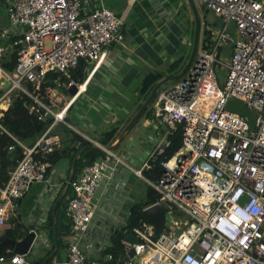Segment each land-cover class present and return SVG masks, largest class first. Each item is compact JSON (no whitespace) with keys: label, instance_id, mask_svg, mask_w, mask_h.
Instances as JSON below:
<instances>
[{"label":"built area","instance_id":"2783aa9c","mask_svg":"<svg viewBox=\"0 0 264 264\" xmlns=\"http://www.w3.org/2000/svg\"><path fill=\"white\" fill-rule=\"evenodd\" d=\"M195 1L221 19L224 28L213 52L200 51L187 73L161 89L150 106L165 128V137L182 127V147L171 159L159 160L164 154L159 148L149 154L145 169L152 168V161H159L163 169L156 182L135 171L158 194L155 204L170 207L173 231L167 224V231L156 238L152 223H144L135 230L134 244L123 241L124 264H135L130 252L139 257V264H264V0ZM86 2L90 0H0L9 22L1 38L10 41L7 47L0 46V62L9 48L17 49L15 70L7 72L0 66V91L5 92L0 96V109L7 96L23 94L33 103L27 106L31 114H37L41 122L51 120L32 147L13 138L23 157L0 187V229L11 228L17 201L34 184L51 180V164L36 156L53 153L60 146L61 138L53 131L66 125L71 105L56 112L42 93L57 73L67 77L69 90L81 89L71 79L80 61L94 64V74L111 47L124 42V19L104 6L87 14ZM229 22L235 24L238 39L225 66L216 54L229 37ZM215 65L226 67L222 87ZM231 99L255 112L254 130L244 116L227 109ZM3 115L0 110V137L9 134L1 123ZM8 149L14 151L15 146ZM103 151L104 159L85 166L67 182L68 247L64 260L54 264H103L92 259L88 250L98 207L95 196L103 180H111L124 164L113 151ZM175 210L188 220L174 219ZM35 234L36 242L39 236ZM106 259L112 261L113 255ZM6 261L28 264L26 256L19 254L0 256V263Z\"/></svg>","mask_w":264,"mask_h":264},{"label":"crops","instance_id":"0c3cea01","mask_svg":"<svg viewBox=\"0 0 264 264\" xmlns=\"http://www.w3.org/2000/svg\"><path fill=\"white\" fill-rule=\"evenodd\" d=\"M99 1L101 2V0ZM195 4L203 24L198 53L200 51L213 52L219 35L224 28L223 22L212 12H207L203 4L196 1ZM116 8H118V11L112 10L125 21L124 42L122 44L117 43L111 47L109 56L94 74H92L94 64L84 62L82 66L86 78L81 85L86 86L85 89H78V95L76 96L77 93H69L66 85L65 94L71 96H69V100L59 110L46 101V95L44 92L42 93V99L50 104L56 112L62 111L70 103L71 106H69L71 108L67 113L66 125H62L91 142L92 146L98 145L102 148L108 147L103 146V143H100L96 139L95 134L87 133L81 126L89 128L93 124L94 131H97V128L108 126L110 127L109 131L116 128L118 132L127 126L130 123L128 121H131L136 115L140 102L139 87L135 93L136 103L133 102L127 108L117 104L118 97L123 96L126 91H129L128 89L132 84L130 77L136 75L135 73L139 70V65L143 66V71H148L147 76L153 72L162 71L163 69H160V67L163 64L166 65L164 71L177 61H181L179 69L182 66L185 67L192 52L195 31V20L188 0H119ZM209 13H211V16L208 15ZM7 22L6 8L0 3V32L8 29ZM231 24L234 23L229 22L226 24V32L229 34V37L217 48L216 56L221 61L227 60L230 62L235 43L238 39L237 30L236 33L230 31ZM234 28L236 29L235 24ZM205 30L211 31L209 41L204 42L208 46L207 50L203 46V41L207 39L204 34ZM90 67L91 69H89ZM169 76L167 75L166 77ZM56 85L57 82L53 81L48 87L55 88ZM81 85L79 84V86ZM48 89L50 90V88ZM4 93V90L0 91V96L4 95ZM7 97L8 101L3 103L0 109L3 114L9 109L13 95ZM125 99L129 100V97H125ZM120 108L126 111L124 115H120ZM143 119V130L140 131V128H138L135 131L134 127L133 133L131 134L133 129L130 130L119 145V147L123 146L124 149L128 150L126 155L118 154L117 150L116 152L113 151L123 160L124 164L119 165L117 173L111 180L108 178L103 180L101 187L96 193L95 203L98 207L93 221V229L89 232V245L91 247L88 250L91 255H99V253L105 251L110 246L111 234L127 225L131 216V209L137 206L135 203L137 202L138 193L133 187L137 179L143 180L148 187H151L144 179V173L152 169H145L144 166L148 162L149 154L157 148L164 150L165 146H169L168 138L165 137V128L157 122L156 118H147L143 115L141 120ZM117 141L118 139H115L113 145ZM77 146L76 142L73 148H77ZM82 151L84 152V150ZM72 166L73 163L71 165V162L68 160H62L55 166L51 165L50 167L53 168L48 176L51 178L49 183L34 184L25 197L17 201L18 208L16 209L15 219L25 225V232L30 233L34 230L39 236V239L31 248L30 254L26 256L28 264H37V262L42 261L53 246V240L50 236V225L48 224L52 216L53 227V210L67 187V182L69 181L67 177L71 175ZM135 171H142L144 177H139ZM78 175L76 174V176ZM145 178L147 179V177ZM67 194L61 203L64 199L67 200ZM146 199L141 202V205L144 204ZM65 204L68 205V200ZM66 208L62 212L59 211V216L57 217V225L61 221V223L59 222V226L63 225V223L66 224ZM180 218L184 222L188 220ZM169 222L171 221H167V224ZM31 225L34 226V229H30ZM3 230L4 233L6 231L5 228L0 229V237L4 235L2 233ZM8 251L4 252L7 253ZM9 252V254H13V252ZM54 252L55 250L52 254ZM65 256L66 249L60 257L54 258L52 264L55 261L64 260ZM0 264H10V262L6 261Z\"/></svg>","mask_w":264,"mask_h":264},{"label":"trees","instance_id":"16d2710c","mask_svg":"<svg viewBox=\"0 0 264 264\" xmlns=\"http://www.w3.org/2000/svg\"><path fill=\"white\" fill-rule=\"evenodd\" d=\"M84 15V12H83ZM205 39L203 41L204 49L207 50L208 46L206 43L209 41V36L211 34V31L205 30ZM3 40V39H2ZM4 41V42H3ZM0 42V46L3 45H9V40H3ZM7 47V46H6ZM181 65V61L175 62L169 69L166 71H157L153 72L142 82L141 87L139 88V98L140 103L137 108V112L140 110L142 105L145 103L149 95L151 94L152 90L156 86V84L165 78L167 75H175L178 74L184 66H182L179 69V66ZM0 66L7 72H13L17 66V49L15 48H9L6 53H4L3 58L0 62ZM83 66L80 65L77 70H72V76L71 79L76 82L77 85H81L86 76L83 73ZM52 75H50V78ZM33 104L32 101L23 94L15 93L12 98V103L9 107V109L4 112V115L2 117L1 123L3 127L7 130L9 134H2L0 137V187H3L4 184L7 182L9 178L10 172L17 166L18 162L23 157V150L22 148L15 142L13 138L20 141L21 143L32 147L37 140L45 133L47 128L51 125L50 118L47 120V122H41L38 120L37 114H31L27 108V106ZM149 110V109H148ZM147 118H155L153 112L146 111L144 114ZM143 117V116H142ZM130 120L128 121V123ZM126 127V126H125ZM123 127L119 132L115 128L113 130H110L103 135V146L110 147L113 145L114 140L118 139L120 133L125 128ZM53 134H58L61 138L60 146L53 152L47 155L38 154L36 156V159L40 162H48L52 166L57 165L62 160H68L72 163L74 162L77 154L84 150L82 155L80 156L78 162H77V171L76 174L81 172V170L90 164H93L94 162L104 159L106 157V153L102 150H96L91 148L92 143L81 137L79 134L71 130L70 128L65 127L64 125H61L60 128H56L53 131ZM168 143L169 146H165L164 148V154L162 156H159V160H163L165 158L171 159L173 158L176 153L180 150L183 143V130L182 127H179V129L174 132L171 136L168 137ZM77 142L78 146L77 148H73L75 143ZM15 146L14 151H10L8 148L10 146ZM53 167H50L48 170V174L52 171ZM163 169L160 166L159 161H152V169L149 171H146L144 173L145 177L149 179L152 182H156L160 176L162 175ZM75 174V176H76ZM70 175H68L67 180L69 179ZM158 200V194L154 189L151 187L148 191V198L144 202L143 205L134 206L131 209V216L127 222V225L123 227L121 230L114 231L110 236V246L103 252L99 253V257L95 258L97 255L94 254L92 259H97L103 264H124L126 258V250L125 246L123 244V241L126 240V237L128 236H135V230L138 228H141L144 223H151L149 218L147 217L146 213L144 212V209L155 204ZM66 205L64 201L58 206L57 208V217L59 216V211L62 212L65 210ZM64 213V212H63ZM58 219V218H57ZM66 218V224L63 223V225L59 226V222L57 225V234H58V244L59 249L57 253L55 254L54 258L57 256L60 257L62 252H64L65 249L68 247V238H69V220ZM11 228L7 229L0 237V242L4 240L5 238H11V239H22L27 232L25 225L21 224L17 220H12L10 222ZM50 225V236L53 240V246L51 250L48 251L44 259L40 262H37V264H43L45 260L53 253L55 250V242H54V236H53V227H52V216L50 218L49 224ZM24 231L25 233L21 234V232ZM12 256V254H7L5 252H1L0 256ZM107 255H113L112 261H107L106 257ZM54 258L49 261L47 264H52ZM61 259V258H59ZM62 261V260H61ZM35 264V263H33Z\"/></svg>","mask_w":264,"mask_h":264},{"label":"water","instance_id":"95a60500","mask_svg":"<svg viewBox=\"0 0 264 264\" xmlns=\"http://www.w3.org/2000/svg\"><path fill=\"white\" fill-rule=\"evenodd\" d=\"M188 2H189V5L191 7V10H192V13L194 16V20H195V31H194V39H193V48H192L191 55L187 61V64L185 65V67L183 68V70L180 73H178L174 76L165 77L156 84V86L152 90L150 96L147 98V100L142 105L140 110L136 113V115L132 118L130 123L124 128V130L120 134L117 143L106 148L107 150H109V151L117 150L119 145L125 139L128 132L130 130H132L137 125V123L141 120V117L150 108L153 100L155 99V97L157 96V94L161 90V88L165 84L180 80L187 73V71L191 67L192 63L194 62V60L198 54L199 47H200V37H201L203 24H202V19L200 17L198 8L195 4V1L194 0H188ZM99 3H100L99 0H90V2H86L87 8H86L85 12L87 14H89L91 11L95 10L96 6ZM80 64L84 65V61L81 60ZM77 91H78L77 86H74L72 89L69 90V93L75 94V93H77ZM227 109L229 111H232L234 113H237V114L244 116L248 120L250 128L252 130L255 129L256 114H255V112L250 110L242 101H239L237 99H231L227 105ZM58 127H61V125H59ZM92 148L96 149V150H102L103 151V148L98 146V145H94V146H92ZM82 153H83V151L79 152L77 154L74 162H73L72 172H71V175L69 178V182H71L73 180V178L76 174L77 162H78L80 156L82 155ZM68 189H69V185L66 187L62 196L58 199L56 206L54 207V210H53V235H54V241H55V252H54V254H52V256H50L46 260L45 264H47L52 259V257L56 254V252L59 249L58 234H57V207L59 206V204L61 203V201L65 197V195L67 194ZM169 211H170V207L166 204H155V205L148 207L145 210L147 217L149 218V220L151 221V223L154 227L156 238H158L161 234H163L165 232V230L167 229V221H171V215L169 214ZM30 229H34V226L31 225ZM23 233H24V231L21 232V234H23ZM35 238H36V234H35L34 230L30 233H27L22 239L5 238L4 240H2L0 242V253L9 250L15 254L27 256L30 254V250L35 243ZM126 241H128L131 244L135 243V239L133 238V236L126 237ZM129 257L133 259L135 264H139V257L134 256V254L132 252L129 253Z\"/></svg>","mask_w":264,"mask_h":264},{"label":"rangeland","instance_id":"374dc122","mask_svg":"<svg viewBox=\"0 0 264 264\" xmlns=\"http://www.w3.org/2000/svg\"><path fill=\"white\" fill-rule=\"evenodd\" d=\"M118 4H119V0H101V2L97 5V8L100 9V8H103V6H104L107 8H111L115 11L116 10L118 11V8H116L118 6ZM206 11L210 12L208 10H206ZM208 15L211 16V13H209ZM7 24H9V22H7ZM0 30H1V26H0ZM230 31L232 33H236V29L234 28V24H231ZM0 42H2L1 36H0ZM46 45H47V47H50V41H47ZM221 63L225 66H228L227 60H222ZM165 66L166 65L163 64L160 67V69H163L162 71H164ZM91 67L89 69H91ZM142 67L143 66L139 65V70L137 71V73H135L137 76L134 75V76L130 77V82L132 84L130 85V88L128 89L129 91H126V93H124L123 96L118 97L119 100H118L117 104H120V106H124L127 108L129 105H132L133 102L136 103V95H135L136 90L139 87H141L143 80L145 79V77L148 74V71L147 70L143 71ZM214 71H215L216 78H217L220 86L222 87L224 85V81L226 79V67L221 66V65H215ZM55 81L57 82L56 87L55 88L48 87V88H50V90L48 88H46L44 90V93L46 95V101L50 102L52 105H54L56 107L57 110H59L69 100V98H70L69 96H71V95L65 94L66 85H67V81H68L66 76H64L63 74L57 73L56 78L54 79V82ZM174 83H176V82H170V83L166 84L165 86H163L162 89L164 90L166 88H169L172 85H174ZM133 92H134V94H133ZM125 97H129V100H126ZM120 110H121L120 115H124V112H126V111L123 110L122 108H120ZM143 124H144V119L141 120L137 124V126H135V131H137L138 128H140V131L143 130V128H142V127H144ZM81 127L87 133L92 134V135L95 134L96 139L100 143H103V141H104L103 140V133L109 131V129H110V127L104 126L103 128H97V131H94L93 130V128H94L93 124L89 128H85L83 126H81ZM133 131H134V128L131 131V134L133 133ZM140 131H138V132H140ZM122 150H123V152H122ZM115 152H116V150H115ZM127 152H128V150L124 149L123 146H121V147H119V149H117V153L118 154L121 153L123 156H125ZM133 187H134V190L138 193L137 202L135 203V205L139 206V205H141V202L147 198L148 191H149L150 187H148V185L141 179H137L136 184H134ZM66 202H67V200L64 199V203H66ZM172 216L174 217V219L180 220L179 218H177L179 216L177 210L172 212ZM181 216L185 217V215H181ZM59 222L61 223V221H59ZM173 222L174 221H171L168 223V229L170 231H173V226H172ZM2 233H4V230L2 231Z\"/></svg>","mask_w":264,"mask_h":264},{"label":"bare ground","instance_id":"6f19581e","mask_svg":"<svg viewBox=\"0 0 264 264\" xmlns=\"http://www.w3.org/2000/svg\"><path fill=\"white\" fill-rule=\"evenodd\" d=\"M85 87H86V86H82V88H81V89H82V90H84V89H85Z\"/></svg>","mask_w":264,"mask_h":264}]
</instances>
